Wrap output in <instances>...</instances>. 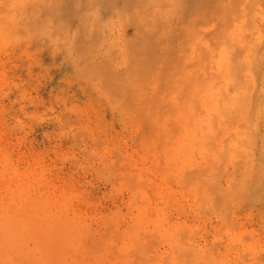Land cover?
<instances>
[{
	"label": "rangeland",
	"instance_id": "374dc122",
	"mask_svg": "<svg viewBox=\"0 0 264 264\" xmlns=\"http://www.w3.org/2000/svg\"><path fill=\"white\" fill-rule=\"evenodd\" d=\"M56 1L0 0L24 264H264V0ZM56 219L67 254L43 250Z\"/></svg>",
	"mask_w": 264,
	"mask_h": 264
},
{
	"label": "bare ground",
	"instance_id": "6f19581e",
	"mask_svg": "<svg viewBox=\"0 0 264 264\" xmlns=\"http://www.w3.org/2000/svg\"><path fill=\"white\" fill-rule=\"evenodd\" d=\"M55 2H57L56 0H54ZM70 1V0H69ZM75 1V0H74ZM92 0H89L88 3V6H92V5H96V4H92L91 3ZM109 1V0H108ZM194 1H197L199 2L198 0H193L191 1L194 2ZM204 1V5H202L201 7H199V9H196L197 11L198 10H203V9H208L209 7L207 6L209 3H207V5L205 4L206 0H200V2ZM211 1V0H210ZM238 1V0H237ZM60 2V1H59ZM78 2V1H77ZM76 2V3H77ZM82 2V1H81ZM87 2V1H86ZM197 2H194L195 4H197ZM209 2V0H208ZM62 3V2H61ZM60 3V4H61ZM68 3V2H67ZM91 3V4H90ZM99 3V2H98ZM177 3V2H176ZM56 4V3H55ZM59 4V3H58ZM63 4V3H62ZM69 4V3H68ZM73 4V1L71 3V6ZM187 4V3H186ZM193 4V3H192ZM77 5V4H75ZM100 5V4H99ZM178 5V3H177ZM199 5V4H198ZM59 6V5H58ZM62 6V5H61ZM70 6V4L68 5ZM98 6V4H97ZM179 6V5H178ZM192 6V9H194L195 7H197V5L195 6L194 4L191 5ZM191 6L189 8H191ZM195 6V7H194ZM205 6V7H204ZM207 6V8H206ZM56 7V6H54ZM63 7V6H62ZM61 7V10L63 11L64 9H62ZM194 7V8H193ZM69 8V7H68ZM72 8V7H70ZM87 8V7H86ZM91 8V7H90ZM110 8V7H109ZM201 8V9H200ZM54 9H57V8H54ZM67 9V8H66ZM65 9V10H66ZM73 9V8H72ZM89 9V7H88ZM186 9V8H185ZM191 9V13L194 11H192ZM100 10V9H99ZM195 10V9H194ZM86 11V10H85ZM178 11V10H176ZM200 11V16L201 18L204 19V14L203 12ZM204 11V10H203ZM89 12V11H88ZM99 12V11H98ZM98 12L95 14L97 15ZM207 12V11H205ZM193 13L190 14V16L192 15L193 16ZM180 14V13H179ZM178 14V15H179ZM197 14V13H195ZM208 14V13H207ZM78 15V14H77ZM175 15V13H174ZM183 15V14H182ZM100 16V15H99ZM103 16V15H101ZM208 16V15H207ZM202 20L200 17V19L196 20V21H203L202 23L204 24L205 22L207 23L206 19H209L210 17H207ZM175 17V16H174ZM195 17V16H194ZM197 17V15H196ZM50 18V17H49ZM102 18V17H101ZM187 18V17H186ZM191 18V17H190ZM198 18V17H197ZM98 19V18H97ZM100 19V17H99ZM188 19V18H187ZM196 19V18H195ZM101 20V19H100ZM186 20V19H185ZM190 20V19H189ZM188 20V21H189ZM192 20V19H191ZM190 20V21H191ZM196 21H192L193 23L196 24ZM205 21V22H204ZM98 22V21H97ZM172 23V22H171ZM199 23V22H198ZM205 23V24H206ZM87 24V23H86ZM200 24V23H199ZM194 25V24H193ZM195 26V25H194ZM195 28V27H193ZM194 30V29H193ZM204 34V33H203ZM176 35H178L176 33ZM173 36V35H172ZM171 36V38H172ZM175 36V35H174ZM178 38V37H177ZM181 49V48H180ZM20 204V203H19ZM38 205V204H37ZM27 208V207H26ZM14 209V207H13ZM25 209V208H24ZM26 210V209H25ZM16 212V211H15ZM7 214V213H6ZM1 216V215H0ZM30 215H28L27 213H10V214H7V215H3V217L0 219V264H24V262L26 260H30L32 255H33V251L31 248H28L27 246V239L29 237V231L30 230V227L29 224H30ZM52 222V221H51ZM31 225V224H30ZM44 226V225H43ZM36 230V229H35ZM34 230V231H35ZM50 230V229H49ZM72 231H70L71 233ZM32 233V232H31ZM69 233V232H68ZM70 234H67V225L60 219H56L55 220V223L52 227V230H51V239H50V242L49 244L47 245L48 248H43L44 246H39L36 244V248L39 247V250H50L51 249V252L53 250H56L58 253L63 249L64 251V254L67 252H70L69 250L71 249V247H69L70 249L65 250V245L67 243V240H66V236L67 238H69ZM32 237H34L32 235ZM41 243V242H40ZM62 251V252H63ZM67 251V252H65ZM50 252V251H49ZM35 254V253H34ZM63 254V255H64ZM43 255V253H42ZM42 257V256H41ZM40 257V258H41ZM48 258V259H47ZM47 258H43V259H39L37 261H35L34 263H30V264H47L50 263L51 261V255L49 254V257L47 256ZM76 259V258H75ZM53 260V259H52ZM50 261V262H49ZM30 262V261H29ZM26 263H28V261H26ZM53 264V263H52Z\"/></svg>",
	"mask_w": 264,
	"mask_h": 264
}]
</instances>
